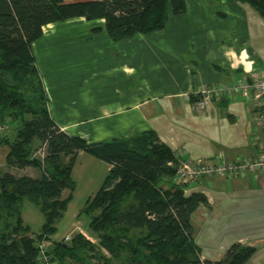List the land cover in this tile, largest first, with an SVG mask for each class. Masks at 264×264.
Masks as SVG:
<instances>
[{"label":"crops","instance_id":"0c3cea01","mask_svg":"<svg viewBox=\"0 0 264 264\" xmlns=\"http://www.w3.org/2000/svg\"><path fill=\"white\" fill-rule=\"evenodd\" d=\"M184 3L180 14L168 8L162 29L120 41L107 36L103 19L42 26L31 53L48 113L61 130L90 142L153 130L189 161L260 155L256 108L222 95L197 109L191 97L204 85L264 76V18L231 0ZM187 187L206 198L190 214L200 258L217 260L230 243L241 242L256 248L244 264H264V174L202 175Z\"/></svg>","mask_w":264,"mask_h":264},{"label":"trees","instance_id":"16d2710c","mask_svg":"<svg viewBox=\"0 0 264 264\" xmlns=\"http://www.w3.org/2000/svg\"><path fill=\"white\" fill-rule=\"evenodd\" d=\"M231 1L250 5L264 18V0ZM168 8L180 14L184 0H0V145L8 147L6 165L39 170L37 177L0 171V264H36L34 241L49 240L54 233L70 195L62 191L73 186L70 173L79 151L108 165L85 206L97 247L79 232L70 244L63 237L50 240L48 254L55 264H70L83 249L96 264H244L255 252L253 245L232 242L219 259L200 258L190 214L206 198L173 182L178 157L153 130L90 142L61 130L48 113L31 53L43 25L75 17L103 19L107 36L120 41L162 29ZM25 197L43 215L38 231L21 219L19 204Z\"/></svg>","mask_w":264,"mask_h":264},{"label":"rangeland","instance_id":"374dc122","mask_svg":"<svg viewBox=\"0 0 264 264\" xmlns=\"http://www.w3.org/2000/svg\"><path fill=\"white\" fill-rule=\"evenodd\" d=\"M7 133L11 131V128L4 129ZM11 133V132H10ZM33 154L37 155L40 151L37 141L33 143ZM8 150L6 145L0 146V171H8L17 176L20 173L31 172L32 174H39V170L36 168H15L6 165L4 157ZM176 155L178 153H175ZM106 174V164L101 159L84 151H79L76 154L74 164L71 169L70 177L73 182L71 190L64 189L62 196H66L70 193L68 200L66 201L65 209L62 211L60 217L55 221V231L49 238L50 240L61 239L64 235H69V240L73 234L79 232L84 238L89 240L97 247V237L88 228V222L92 214L85 212L86 199L94 194L99 187L104 175ZM31 175V174H30ZM187 186V185H185ZM20 216L24 224L29 226L32 231H38L43 221V215L39 210V207L32 203L28 198H23L20 202ZM4 218L0 216V228L3 225ZM31 234V233H29ZM70 244V241H67ZM207 249L211 250L207 244H204ZM51 244L49 243L50 250ZM206 255L212 256L214 252L205 251ZM102 252L106 255L105 251ZM224 253V252H223ZM221 253V255H223ZM69 260L66 259V262ZM70 264H96L97 261L91 256V253L86 249L79 250L73 261H69Z\"/></svg>","mask_w":264,"mask_h":264},{"label":"built area","instance_id":"2783aa9c","mask_svg":"<svg viewBox=\"0 0 264 264\" xmlns=\"http://www.w3.org/2000/svg\"><path fill=\"white\" fill-rule=\"evenodd\" d=\"M195 108L200 109L211 100H216L222 95L238 96L245 103L251 104L258 111L262 126V150L255 158H240L227 160L221 154L211 158H198L194 161L183 159L177 155L178 165L173 177L176 184L189 185L202 175H215L224 178L241 177L246 174L261 172L264 174V76H242L232 82H217L200 87L193 94ZM62 240L68 241L69 236H63ZM36 264H55L48 254L49 242L47 239L35 240Z\"/></svg>","mask_w":264,"mask_h":264}]
</instances>
